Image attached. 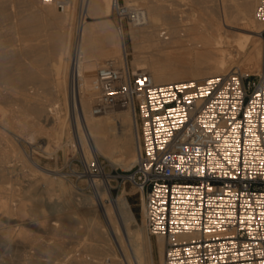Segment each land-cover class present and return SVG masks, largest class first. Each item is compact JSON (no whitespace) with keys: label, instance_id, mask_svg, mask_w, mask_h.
<instances>
[{"label":"bare ground","instance_id":"obj_1","mask_svg":"<svg viewBox=\"0 0 264 264\" xmlns=\"http://www.w3.org/2000/svg\"><path fill=\"white\" fill-rule=\"evenodd\" d=\"M21 1L28 9L16 8ZM38 1L0 0V101L17 97L23 113L35 114L25 125L38 127L51 139L78 141L98 202L91 197L89 206L90 201L77 202L67 195L64 208L51 203L46 211L41 202L44 199H28L25 193L31 179L22 171L21 161L42 172L46 181L48 174L60 173L40 165L33 153L19 144L24 124L16 119L18 109L0 104V264H10L9 252L23 264H119L122 258L128 264H156L154 241L145 225L137 222L128 199L131 192L123 187L113 197L111 175L99 160L102 155L113 165L130 169L137 161L140 140L130 108L94 113L100 93L97 70L110 61L117 68L131 63L134 71L148 70L157 83L203 79L234 68L244 75L261 73L260 32L264 23L255 19L257 0H125L143 11L129 28L131 62L127 35L109 18L113 14L112 0H87V15L95 20L76 26L77 35L76 0L68 12H58L51 0ZM194 10L203 14L195 17L191 14ZM18 33L35 43L25 45L27 40H22L25 46L17 44L21 40ZM35 81L49 83V94L53 95L49 104L39 97L33 100L27 93L28 85ZM43 114L45 119L41 118ZM68 114L73 117L71 124ZM50 118L47 128L43 120ZM66 143L64 146L69 145ZM47 201L52 202V198L49 201L47 197ZM101 210L105 223L100 218ZM12 220L19 224L11 225L15 222ZM157 244L163 264L164 240L158 237Z\"/></svg>","mask_w":264,"mask_h":264},{"label":"built area","instance_id":"obj_2","mask_svg":"<svg viewBox=\"0 0 264 264\" xmlns=\"http://www.w3.org/2000/svg\"><path fill=\"white\" fill-rule=\"evenodd\" d=\"M51 1L61 12L74 2ZM76 1L82 25L87 0ZM112 7L122 33L143 15L121 0ZM254 14L264 23V0ZM97 77L94 113L123 106L135 115L137 161L114 176L140 192L145 228L164 240L163 264H264V50L255 81L234 68L157 83L112 61Z\"/></svg>","mask_w":264,"mask_h":264},{"label":"rangeland","instance_id":"obj_3","mask_svg":"<svg viewBox=\"0 0 264 264\" xmlns=\"http://www.w3.org/2000/svg\"><path fill=\"white\" fill-rule=\"evenodd\" d=\"M40 1L41 0H39L38 3ZM121 1L126 3L125 0H121ZM20 3L21 4H19V6H18L19 8L16 6L17 9H20V10L28 9V7L26 5H24L25 3H22V1ZM40 4H41V2H40ZM40 4H38V5H40ZM22 5L24 7H22ZM55 8H56V10L58 12H60V10L57 7H55ZM191 14L196 17V16H200L203 13L202 12H196L194 10V11L191 12ZM109 18L110 19L112 18L111 20L114 22L113 14ZM91 20H95V18L90 17L89 21H91ZM76 26L77 27L79 26L78 9H77V16H76V19H75V22H74V33L77 35V29L78 28ZM129 28H130V25H127L125 27V36L127 35L126 36V43L128 44L127 45V49H128V52H129V59H130V62H131V60L133 58V54H132L133 53V43H132L131 35L129 34ZM5 29L6 28H3L2 31L5 30ZM23 35H24L25 38H23ZM17 36L21 39V40L17 41V44H21L22 40H24L23 43L27 40L24 43L25 45H27L28 43H31V42L33 44L36 41V40H31V41L28 40L27 37L25 36V34L21 35V33H18ZM20 36H22V37H20ZM40 37H42V36H40ZM40 37H39V39H41ZM44 37H45V35L42 37V39ZM28 41H30V42H28ZM23 43H22V45L25 46ZM261 45H262V48L264 50V40L261 42ZM171 50H174V49L171 48ZM173 52H175V54H176V52H179V51H173ZM130 67L133 68L131 63H130ZM256 74L257 73H250V75L252 77H254ZM253 80L255 81L256 78L254 77ZM32 83H35V84L32 85ZM32 83L28 85V91L29 92L27 91V93L30 94L29 96L33 100H34V98L39 97V98H41L44 101V103H46V104L48 103L49 104L53 100V95L51 93L49 94V91H50L49 90V88H50L49 83H46V82L44 83L42 81H35V82H32ZM4 86H5V84H4ZM36 88H37V90H36ZM38 89H39V91H38ZM7 90L8 89H5V91H7ZM37 93H38V95H37ZM34 94H36V95H34ZM60 99H61V97H60ZM14 100L16 101L15 103H14ZM4 103H6V104H4ZM0 104L2 106L5 105L4 107L8 108V109H13V110H17L18 109L17 112H15V114L17 116L16 117L17 121L20 122V123L24 124V122H26L28 120L31 121L32 118H34L35 114L32 113V112L26 111V112L23 113L22 102L17 97L15 99V97L11 96L8 101H3V100L0 101ZM7 105L9 107H7ZM117 107H114V108H116L117 110H126L127 109V107H123V106H117ZM62 111H64L62 113H65V109H62ZM25 113H26V115H25ZM20 115H22V116H20ZM68 115H69L70 118L69 117H67V118L70 119L69 123L71 124L73 117H72L71 114H68ZM41 118L45 119V115L43 114V116ZM51 119L52 118H50L48 121L43 120V122H44V124H46L47 128L51 126V123H49V121H51ZM129 121H130V118L128 119V123H129ZM21 127H22V136H23L24 139L22 138L21 141L19 142V144L22 147H24L28 152L33 153V156H34L35 160H37V162H39L40 165H42L43 167L52 169V170H59V173H60V174H55L56 176H54V174H48V176H50V178L48 177V181L49 180L51 181V182L50 181L48 182V181H46L47 177L44 176L42 172L32 170L31 166H29L28 164L26 165V163L21 161V163L23 165V170L22 171L29 178V180L33 179V182L30 180V184H29V186L27 188L28 190L25 193V196H28V199H30V197H33V198H31V200H41V199L43 200L44 199L45 201L43 200L41 202L44 205L46 211H49V209H50L49 207H51V205H50L51 203L57 205L58 209L59 208H61V209L64 208V200H65L67 195L68 196L71 195L77 202H84L85 203L87 201H90V202H87L89 206H90V204L92 202V198L93 197L96 198V200H95V198H93V200L95 202H98L97 190L92 184L91 177L87 174V169L88 168H87V165L85 164V161H84V159H85L84 158V153H83V151H81L82 147H81V145L79 146V143H78V141L76 139L66 143V142H63V141H58L55 138L51 139L52 137L50 135H48L45 132H42L36 126L32 127V125H25L24 124V125H21ZM26 128H27V130L28 129L29 130L26 131ZM32 131L35 132L34 133L35 135L33 134ZM23 133H25V134H23ZM41 133H43V134H41ZM29 134H31V136ZM64 143L69 144V145L64 146L65 145ZM99 158H100L99 160H100L101 164L105 168V171L111 175V183H112V186H113V192H112L113 197L118 196L120 194L122 188L126 187L131 192V194L128 195V199H129V201L131 203V206H132L134 215H135V217L137 219V222H139L140 226L144 227V217H143V214H142L141 194H140V192H138L137 187L133 183H131L129 181L123 183L122 179L118 180L114 176V175H118V172H122V169H125V168H123L121 165H119V166L113 165L106 157H104L102 155H99ZM93 168H94V171L96 173H98V170L95 167H93ZM26 169H27V171H24ZM29 175H31V176H29ZM36 176H37V179L39 178L38 181L35 178ZM40 176H42V177H40ZM52 177H54V178L56 177L57 179L56 178L54 179ZM41 178H43V179L41 180ZM58 178L63 180V184H61L59 182ZM57 180H58V182H55ZM64 181L67 183V185H66V183ZM33 184L35 186H38V187L37 188L34 187ZM43 185H45L47 188L43 187ZM42 187H43V189L46 188L44 190H46V191L48 190L49 192L48 191L45 192L42 189ZM60 187L62 188L61 190H60ZM67 187H69V188H67ZM64 188L67 189V190H65ZM41 190H42V192H41ZM69 190H71V191L73 190V191L70 192ZM32 191H33V193H32ZM38 191H40V192H38ZM36 193H39V194H36ZM71 193H73L74 195L71 194ZM40 194H41V196H44V197L41 198ZM84 196H86L87 198L84 197ZM47 197H48L49 201L52 198V202H48L47 201ZM77 198H79L78 199L79 201L77 200ZM82 198H85V199H82ZM83 200H85V201H83ZM29 201L30 200H28V202ZM106 201L108 203H110L109 200H106ZM56 213H57V211H55L54 214L56 215ZM99 214H100V218L101 217L103 218V219L101 218V220L105 223L106 220H105V217H104V214H103L102 210L99 211ZM12 221H15V220H12ZM17 221H15L16 223L13 222L15 224H13V223L11 224V222H10V224L11 225L19 224V221H18V223H17ZM82 225L83 224H81L80 226H82ZM145 231L147 232L146 228H145ZM83 238L86 239L87 235H84ZM152 239H153L154 244H155L154 247H155L156 264H161L160 257H159V247H158V244H157V240L154 237H152ZM8 254H10V256L7 255L8 259L9 258L12 259L10 264H14L15 261H16V264H23L24 263V262L18 263L19 262L18 261L19 257L17 259H15V260L13 259V258H16L15 253H13V252L10 253L9 252ZM11 254H14L15 257L12 255L13 256V258H12ZM57 261H59V260H57ZM26 264H28V263H26Z\"/></svg>","mask_w":264,"mask_h":264}]
</instances>
